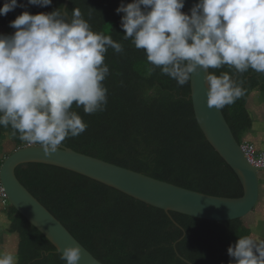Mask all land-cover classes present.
<instances>
[{
	"label": "trees",
	"instance_id": "16d2710c",
	"mask_svg": "<svg viewBox=\"0 0 264 264\" xmlns=\"http://www.w3.org/2000/svg\"><path fill=\"white\" fill-rule=\"evenodd\" d=\"M121 2L69 0L67 13L79 8L93 31L110 35L123 44L124 51L116 53L109 48L105 54L109 67V75L102 82L108 90L105 110L86 115L82 107L73 105L87 129L75 138H66L62 145L187 190L241 198L243 188L237 175L210 146L196 121L190 81L178 87L176 81L147 62L143 50L123 40V14L115 11ZM131 2L123 0L125 4ZM3 4L0 1V7ZM63 5L64 0H52L47 7H18L0 16V30L14 32L9 22L23 11L50 13L62 11ZM209 71L216 75L228 72L238 84L243 82L245 95L221 111L237 142L256 148L251 142L242 143L241 136L254 126L250 101L256 90L264 93V74L251 69L240 74L227 65ZM4 134L15 151L30 145L18 134L13 135L11 127H0V138ZM15 174L101 264H231L228 247L250 234L241 219L208 222L166 213L57 167L24 164ZM4 212L9 220L8 234L19 238L18 264H65L51 243L10 204Z\"/></svg>",
	"mask_w": 264,
	"mask_h": 264
},
{
	"label": "clouds",
	"instance_id": "9594fccd",
	"mask_svg": "<svg viewBox=\"0 0 264 264\" xmlns=\"http://www.w3.org/2000/svg\"><path fill=\"white\" fill-rule=\"evenodd\" d=\"M51 4L5 0L0 16L18 7ZM184 6L185 0H122L115 11L123 14V40L143 50L147 62L178 87L206 72L207 106L222 110L245 95L243 82L238 84L228 72L209 70L227 65L240 74L250 69L264 74V0H198L190 14L182 11ZM8 27L13 34H0V127H11L22 142L40 145L50 156L66 138L87 129L73 105L86 115L105 110V54L109 48L122 53L124 47L93 31L79 8L35 15L23 11ZM8 205L0 201L3 211ZM227 254L231 264H264V240L239 237ZM60 259L78 264L81 249L66 247ZM0 264H18L17 257L0 251Z\"/></svg>",
	"mask_w": 264,
	"mask_h": 264
},
{
	"label": "water",
	"instance_id": "95a60500",
	"mask_svg": "<svg viewBox=\"0 0 264 264\" xmlns=\"http://www.w3.org/2000/svg\"><path fill=\"white\" fill-rule=\"evenodd\" d=\"M5 3V0H0ZM27 4V0H17ZM198 0H185L183 10L190 14ZM69 0H64L62 12L67 13ZM206 72L193 74L190 80L196 121L210 146L237 175L243 196L237 199L209 196L162 182L102 160L79 154L60 146V150L45 156L41 146L27 145L4 159L0 182L11 206L37 229L62 255L66 247H79L78 264H101L64 226L19 182L16 168L24 164H42L64 169L112 188L150 207L208 222H229L249 215L259 202V173L264 168L252 166L235 139L222 111L207 106Z\"/></svg>",
	"mask_w": 264,
	"mask_h": 264
},
{
	"label": "rangeland",
	"instance_id": "374dc122",
	"mask_svg": "<svg viewBox=\"0 0 264 264\" xmlns=\"http://www.w3.org/2000/svg\"><path fill=\"white\" fill-rule=\"evenodd\" d=\"M14 32L0 30V34L11 35ZM250 111L254 120L252 129L242 134V143L248 141L260 147L264 146V93L256 90L250 101ZM16 147L8 135L0 138V164L15 151ZM260 196L254 210L242 218L244 226L250 231L249 236L256 240H264V172L259 173ZM9 220L0 206V251L11 252L17 257L19 238L17 235L8 234Z\"/></svg>",
	"mask_w": 264,
	"mask_h": 264
},
{
	"label": "built area",
	"instance_id": "2783aa9c",
	"mask_svg": "<svg viewBox=\"0 0 264 264\" xmlns=\"http://www.w3.org/2000/svg\"><path fill=\"white\" fill-rule=\"evenodd\" d=\"M240 147L252 166L264 168V150L259 151L249 143L240 144ZM0 201L4 207L8 205L6 193L0 182Z\"/></svg>",
	"mask_w": 264,
	"mask_h": 264
},
{
	"label": "crops",
	"instance_id": "0c3cea01",
	"mask_svg": "<svg viewBox=\"0 0 264 264\" xmlns=\"http://www.w3.org/2000/svg\"><path fill=\"white\" fill-rule=\"evenodd\" d=\"M254 144V143H253ZM255 146H256V148L258 149V150H264V146L263 147H260V146H258V145H256V144H254Z\"/></svg>",
	"mask_w": 264,
	"mask_h": 264
}]
</instances>
